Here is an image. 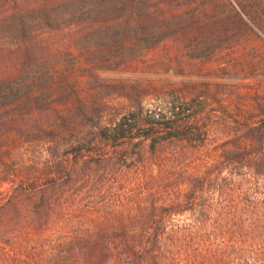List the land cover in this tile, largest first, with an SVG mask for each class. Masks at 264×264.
Wrapping results in <instances>:
<instances>
[{
    "label": "rangeland",
    "instance_id": "1",
    "mask_svg": "<svg viewBox=\"0 0 264 264\" xmlns=\"http://www.w3.org/2000/svg\"><path fill=\"white\" fill-rule=\"evenodd\" d=\"M95 1L0 0V264H73L71 240L89 244L99 238L101 243L121 233L120 222L131 226L129 236L137 235V223L148 220L154 205L184 195L182 183L189 176L203 173L219 158L231 159L245 147L251 160L258 154L261 135L254 130L264 132V0H236L245 6V25L235 20L234 9L220 8L224 19L232 20L223 26L228 34L217 42L216 30L186 42L168 38L150 52L132 53L110 71L105 69L114 66L112 61L108 66L94 64L93 57L80 65L78 49L91 47V38L78 45L76 27H49L44 20L47 9L53 19L70 24L72 16L88 14ZM205 1L185 0L184 4L200 15ZM96 30L85 29L81 37ZM200 43L206 49L216 48L215 52L195 58L190 47ZM71 50L76 56L68 54ZM73 73L86 83L77 90L80 94L93 97L105 85L117 86L105 96L115 105H122L120 96H115L120 95L121 86L135 85L144 96L146 110L167 112L176 107L183 115L200 111L201 136L189 142H168V156L162 160L145 152L142 160L134 154L111 155L104 147L94 155L84 152L72 176L66 177L68 194L59 189L60 202L49 218L26 194L9 206L12 193L6 182H15L26 165L40 164L47 157L38 141L10 131L8 82L26 89L41 86L49 78H73ZM62 89L71 95V89ZM46 93L55 99L61 92L47 88ZM20 127L27 126L20 122ZM222 177L231 184L223 198L233 208L231 228L224 230L225 243L235 253L232 262L264 264V171L257 174L235 167L230 176ZM141 180L148 185H141ZM168 221L176 229L190 224L192 218L183 215Z\"/></svg>",
    "mask_w": 264,
    "mask_h": 264
},
{
    "label": "trees",
    "instance_id": "2",
    "mask_svg": "<svg viewBox=\"0 0 264 264\" xmlns=\"http://www.w3.org/2000/svg\"><path fill=\"white\" fill-rule=\"evenodd\" d=\"M231 1L206 0L201 5L205 11L200 15L189 11L185 0H96L88 14L72 16L70 24L53 19L47 9L43 15L49 27L53 24L66 29L76 27V35L80 37L74 42L78 45L91 38V47L81 45L83 49H78L77 56L82 60L80 65L85 64V58L88 62L93 57L96 58L94 64L107 65L112 61L114 66L105 69L110 71L131 55L156 49L168 38L186 42L202 35L206 37L204 31L216 30V42L221 40L228 34L223 26L232 18L224 19L220 8L229 6L234 9L235 20L245 25L242 18L245 6L235 0L236 7ZM95 27L96 31L81 37L85 29ZM201 45L190 47L197 59L210 57L216 50ZM68 54L76 56L74 50ZM72 76L70 79L49 78L46 83L41 82V86L26 89L8 82L5 99L11 112L10 131L38 141L47 157L40 164L26 165L15 177L17 183L14 180L6 182L12 193L7 203L9 206L26 194L49 218L60 202L57 198L60 197L59 189L68 194L66 177L72 176L75 164L84 152L94 155L104 147V151L111 155L118 152L129 156L134 154L142 160L145 152L150 158L162 160L168 156L165 152L168 142H189L201 136L200 111L183 115L176 112V107L167 112L146 110L144 96L135 85H122L120 95L115 94L120 96L122 105H115L105 96L117 86L105 85L91 97L77 91L86 83L80 82L79 77L74 78L76 73ZM46 87L57 88L60 96L48 97ZM62 88L71 89V95L64 93ZM20 122L27 127H20ZM261 130H254L260 131L261 135L257 156L254 154L251 160V153L245 147L241 153H234L231 159L219 158L203 173L189 176L182 183L184 195L177 201L154 205L148 220L137 223V235L129 236L131 226L120 222L121 233L109 236L101 243L99 238L91 239L89 244L71 240L73 264H235L232 262L235 253L225 243L227 236L224 233L225 229L231 228L233 208L230 201L223 198L231 191V184L222 176L224 173L230 176L235 167L248 168L257 174L264 171V132ZM144 182L146 180H141L140 184L147 186ZM183 215H190L192 222L171 229L168 220ZM169 235L171 238L167 239ZM98 248L100 252L96 253Z\"/></svg>",
    "mask_w": 264,
    "mask_h": 264
}]
</instances>
